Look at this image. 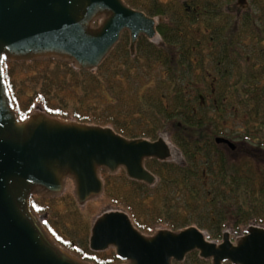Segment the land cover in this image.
<instances>
[{
	"label": "trees",
	"instance_id": "16d2710c",
	"mask_svg": "<svg viewBox=\"0 0 264 264\" xmlns=\"http://www.w3.org/2000/svg\"><path fill=\"white\" fill-rule=\"evenodd\" d=\"M125 1L164 17L161 44L142 38L133 57L125 34L93 72L56 61L7 64L20 117L40 108L112 127L129 139L154 141L166 133L183 163L147 162L158 178L154 187L129 180L124 171L102 175L100 202L126 212L145 234L196 226L219 240L227 229L264 227V159L237 161L216 143L226 137L264 156V0H250L252 10L243 14L225 10L224 0H198L192 12L179 0ZM33 205L52 237L81 259L118 261L114 251L91 252L90 212L69 192L52 200L36 197ZM184 264L208 263L191 254Z\"/></svg>",
	"mask_w": 264,
	"mask_h": 264
},
{
	"label": "water",
	"instance_id": "95a60500",
	"mask_svg": "<svg viewBox=\"0 0 264 264\" xmlns=\"http://www.w3.org/2000/svg\"><path fill=\"white\" fill-rule=\"evenodd\" d=\"M235 12H249L236 0ZM163 17H151L125 0H0V264H94L58 243L33 208L35 197H61L68 182L80 206L100 199L104 173L124 171L131 181L154 187L146 163L174 162L180 152L165 135L129 139L112 127L51 116L42 109L23 120L10 91L6 65L56 61L77 71L99 69L130 38L131 56L145 38L158 41ZM216 143L231 150L225 138ZM226 231L220 243L196 226L144 234L121 210L93 222L89 249L114 250L117 264H182L196 252L212 264H264V227L248 226L241 236ZM233 236V237H232Z\"/></svg>",
	"mask_w": 264,
	"mask_h": 264
},
{
	"label": "rangeland",
	"instance_id": "374dc122",
	"mask_svg": "<svg viewBox=\"0 0 264 264\" xmlns=\"http://www.w3.org/2000/svg\"><path fill=\"white\" fill-rule=\"evenodd\" d=\"M161 1H163V2H167L168 0H161ZM158 41H155V42H151V43H153V44H158L157 43ZM130 44V43H129ZM134 57V56H133ZM74 69V68H73ZM75 70V69H74ZM161 135H165L166 136V138H169V136L166 134V133H161L159 136H161ZM222 138H225V139H228V138H226V137H222ZM169 140H170V138H169ZM228 140H230V139H228ZM230 141H232L237 147H236V149L235 150H231L229 147H227L228 149H230L231 151H233L234 153H233V158H235L237 161H242V160H244L247 156H256L257 157V162L259 163V162H261L263 159H264V156H262V155H256V151L255 150H253V149H251L250 148V146H242V145H240L239 144V142L238 141H233V140H230ZM170 142H171V140H170ZM172 143V142H171ZM173 144V143H172ZM174 145V144H173ZM175 146V145H174ZM178 149V148H177ZM179 150V149H178ZM179 152H180V150H179ZM171 163H173V162H171ZM174 163H183V157H182V154H181V152H180V156H175L174 157ZM120 173V172H119ZM115 176V175H114ZM158 179V178H157ZM157 185V184H156ZM70 193V194H72L73 195V197L75 198V196H74V187H73V184L71 183V182H68V184H67V188H66V191H65V193ZM64 193V194H65ZM63 194V195H64ZM62 195V196H63ZM61 196V197H62ZM103 197V196H102ZM101 197V198H102ZM36 198V197H35ZM60 198V197H59ZM100 198V199H101ZM41 199V198H40ZM56 199V198H55ZM100 199H97V200H94V201H92V202H89V203H87L85 206H80L78 203H77V205L80 207V209L81 210H83V212H90L89 214L91 215V219H90V222H91V228H92V225H93V222H94V220L99 216V215H101L103 212H105V211H110V210H118V209H113V208H109V206L108 205H106V204H104V203H101L100 202ZM76 200V199H75ZM77 202V201H76ZM41 219H42V221L44 222V216H41V215H38ZM78 219V218H77ZM79 220V219H78ZM74 223L76 224V220H74ZM161 229V228H160ZM202 231H204V230H202ZM204 232H206V231H204ZM90 235H91V231H90ZM90 235H89V238H90ZM88 246H89V240H88ZM111 251H113V250H111ZM92 252V251H91ZM108 252V251H107ZM92 253H96V252H92ZM115 253V252H114ZM189 256H187V258H188ZM187 258H186V260H185V263H186V261H187ZM94 264H96V263H94ZM182 264H184V263H182Z\"/></svg>",
	"mask_w": 264,
	"mask_h": 264
},
{
	"label": "flooded vegetation",
	"instance_id": "af4514ba",
	"mask_svg": "<svg viewBox=\"0 0 264 264\" xmlns=\"http://www.w3.org/2000/svg\"><path fill=\"white\" fill-rule=\"evenodd\" d=\"M180 1V3L185 7V9H186V11L187 12H192V11H196L197 10V8H196V4L198 3V0H179ZM225 1V10H228L229 12H231V13H234V14H243V13H247V12H243V13H240V12H235L233 9H232V6L234 5V3L236 2V0H234L233 2H229V3H227V0H224ZM249 3H250V5H251V1L249 0ZM251 7H252V5H251ZM251 10H252V8H251ZM144 12V11H143ZM249 12H251V11H249ZM165 20V19H164ZM163 24V23H162ZM129 36V35H128ZM145 39V38H144ZM148 41V40H147ZM150 42V41H149ZM226 231H229V232H232L234 235L233 236H241V235H243L244 234V232H245V230H243V231H236V230H233V229H227V230H225V231H223V233H222V237H221V239H219V240H212V241H214V242H217V243H220L221 241H222V238H223V234L226 232ZM207 233V232H206ZM208 234V233H207ZM232 236V237H233ZM210 237V236H209ZM192 254H196L197 255V258L198 259H200L199 258V255H198V253H196V252H194V253H192ZM191 255V254H190ZM189 256V255H188ZM200 260H202V259H200ZM202 261H204V260H202ZM118 263H120V261H117ZM116 262V263H117ZM204 262H206V263H208V264H212L211 263V261L210 262H207V261H204ZM184 263H185V261H184ZM175 264H177V263H175ZM226 264H230V263H226Z\"/></svg>",
	"mask_w": 264,
	"mask_h": 264
}]
</instances>
